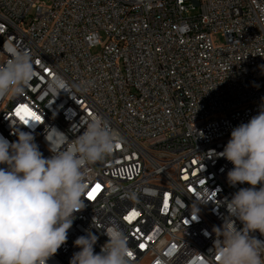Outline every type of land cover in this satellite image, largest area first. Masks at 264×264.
<instances>
[{
  "label": "built area",
  "instance_id": "built-area-1",
  "mask_svg": "<svg viewBox=\"0 0 264 264\" xmlns=\"http://www.w3.org/2000/svg\"><path fill=\"white\" fill-rule=\"evenodd\" d=\"M12 46L31 53L36 75L0 98V136L30 132L48 157L46 129L71 140L102 117L121 140L88 166L86 207L48 264H69L86 230L99 252L111 224L133 264H216L213 227L248 185L230 186L233 165L208 152L264 105V0H0V65ZM54 76L70 91L51 90Z\"/></svg>",
  "mask_w": 264,
  "mask_h": 264
},
{
  "label": "clouds",
  "instance_id": "clouds-1",
  "mask_svg": "<svg viewBox=\"0 0 264 264\" xmlns=\"http://www.w3.org/2000/svg\"><path fill=\"white\" fill-rule=\"evenodd\" d=\"M10 59L0 65V98L23 94L36 75L29 51L7 48ZM79 89V86H76ZM53 91H70L68 82L54 76ZM50 156L39 150L35 137L13 132L15 141L0 136V264H48L66 244L76 213L85 207L84 177L88 166L110 155L121 142L102 117L86 122L81 134L68 139L46 129ZM231 162L230 186L240 187L226 199L227 215L214 240L216 264H264V105L248 122L235 126L222 152L209 150ZM223 171V169H221ZM133 197L135 194H132ZM199 219V208L197 216ZM237 221L239 225L237 226ZM108 237L99 252L91 230L78 236L69 264H133V251L117 224L103 232ZM131 253V255H130Z\"/></svg>",
  "mask_w": 264,
  "mask_h": 264
},
{
  "label": "snow or ice",
  "instance_id": "snow-or-ice-1",
  "mask_svg": "<svg viewBox=\"0 0 264 264\" xmlns=\"http://www.w3.org/2000/svg\"><path fill=\"white\" fill-rule=\"evenodd\" d=\"M21 109H22L23 111H26V112H29V111H30V110H29L26 106H24V105L21 106ZM17 114L19 115V112H18ZM30 115H31V118H32L33 120H35V121H39V120H40V117H39L38 115H36V113L31 112ZM21 119H24V118L21 117ZM27 122H28V121L25 120V123H27ZM117 147H119V145H118ZM99 188H100V185H96V188L93 189V192L89 193V199L94 198V194H95V192H96ZM136 215H137V213L133 212V213H131L129 216H125L124 219L130 222L131 219H132L134 216H136ZM193 219H195V218L193 217ZM140 247H143V245H140ZM130 255H131V253H130Z\"/></svg>",
  "mask_w": 264,
  "mask_h": 264
},
{
  "label": "rangeland",
  "instance_id": "rangeland-1",
  "mask_svg": "<svg viewBox=\"0 0 264 264\" xmlns=\"http://www.w3.org/2000/svg\"><path fill=\"white\" fill-rule=\"evenodd\" d=\"M221 39L222 38H219V42H221ZM99 50H100V47H94L92 49V52L95 53V52H98ZM149 262H150V259H145L140 264H149Z\"/></svg>",
  "mask_w": 264,
  "mask_h": 264
}]
</instances>
